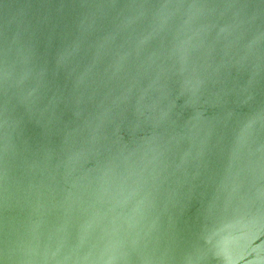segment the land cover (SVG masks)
Wrapping results in <instances>:
<instances>
[{
    "label": "water",
    "instance_id": "obj_1",
    "mask_svg": "<svg viewBox=\"0 0 264 264\" xmlns=\"http://www.w3.org/2000/svg\"><path fill=\"white\" fill-rule=\"evenodd\" d=\"M109 256L264 264V0H0V264Z\"/></svg>",
    "mask_w": 264,
    "mask_h": 264
},
{
    "label": "clouds",
    "instance_id": "obj_2",
    "mask_svg": "<svg viewBox=\"0 0 264 264\" xmlns=\"http://www.w3.org/2000/svg\"><path fill=\"white\" fill-rule=\"evenodd\" d=\"M92 194L96 196L97 199H103L105 197H111L112 199H115L119 195L118 192L113 191L110 187L107 173H103L96 178L92 186ZM53 255H55V253H53ZM115 259V256H109L106 260H104V264H113Z\"/></svg>",
    "mask_w": 264,
    "mask_h": 264
}]
</instances>
